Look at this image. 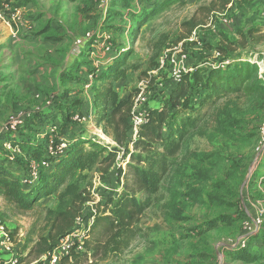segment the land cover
Listing matches in <instances>:
<instances>
[{"label":"rangeland","instance_id":"rangeland-1","mask_svg":"<svg viewBox=\"0 0 264 264\" xmlns=\"http://www.w3.org/2000/svg\"><path fill=\"white\" fill-rule=\"evenodd\" d=\"M13 1L9 2L16 8L15 19L19 8L27 4V15L51 16L59 35V88H42L41 99L35 93V100L11 111L34 114L48 107L60 109L50 129H45L47 140L65 137L74 127L71 113L76 112L84 117L76 123L91 136L116 146L108 136H99V119L108 111V104L84 86L93 81L92 72L100 69L94 65L100 57L98 49L95 56L90 53L95 39H109L112 47L115 42L124 46L128 70L116 80L115 88L122 97L139 95V110L161 106L174 82L172 57L185 59L189 76L198 67L207 70L221 66L226 59L233 62L243 57L255 61L258 70L262 68L264 81V0H179L147 20L146 12L163 0ZM189 21L197 26L190 28L185 24ZM250 28L259 30L249 36ZM70 45L72 53H68ZM205 96L203 89L194 86L191 104L175 118L179 123L195 120V127L186 133L153 204L140 220L141 237L117 256L96 261L88 256L78 264H264V180H259L264 149L258 150L264 135V95L231 94L213 104L204 101L199 105ZM7 118L0 120V128ZM119 149L114 168L104 178L97 169L85 172L86 186L95 201L103 200L110 190H121L128 156L123 158V149ZM55 202L53 194H48L31 209L22 210L0 194V221L9 233V242L0 244V264L34 263L28 249L39 235L47 233L45 211ZM226 215L237 219L225 224L221 219ZM256 217L262 225L253 239L254 232L247 225L254 227L251 223ZM85 220L72 230L73 237L82 233ZM214 220L215 225L208 228ZM230 241H244L246 247L229 249L226 243ZM237 252L256 259H240ZM11 254L17 258L15 263L10 262Z\"/></svg>","mask_w":264,"mask_h":264},{"label":"trees","instance_id":"trees-1","mask_svg":"<svg viewBox=\"0 0 264 264\" xmlns=\"http://www.w3.org/2000/svg\"><path fill=\"white\" fill-rule=\"evenodd\" d=\"M176 1L179 0H163L154 4L144 19L147 20ZM185 24H189L190 28L197 26L193 21ZM256 30L259 29L250 28L246 34L251 36ZM114 44L116 46L104 58L101 69L92 72L93 81L85 84L89 85L90 92L103 97L108 104V111L100 116L99 125L102 133L116 146L104 144L91 136L83 125L71 121L74 127L62 137L67 142L66 148L54 158L47 157L45 146L49 141L46 139L48 134L36 129L35 119L50 129L60 109H53L49 116L43 111L30 114L14 132L0 133L1 196L22 210L31 209L41 197L48 194H53L56 200L55 205L45 211L47 233L39 235L28 249V255L34 257L33 264H48L45 256L47 252L78 226L77 221L81 216L86 217L88 222L90 219L92 221L81 241L82 250L76 251L78 244L74 242L67 254L61 257L60 264H78L88 256L93 261L117 256L141 237L140 220L153 204L163 178L173 165L172 157L183 146L186 133L190 127H195V120L188 118L179 123L175 119L180 110L191 104L190 91L194 86L206 92L199 105L204 101L213 104L231 94L246 97L264 95L262 73H259L253 60L240 57L224 66L207 70L198 67L192 76L184 73L177 83L171 85L161 106L147 110V119L139 126L137 136L132 140L129 117L134 95L121 98L115 88L116 80L125 76L128 66L124 64L125 58L122 55L125 52L124 46L117 42ZM74 114L76 112L71 113V116ZM30 132H36L39 139L36 140ZM5 141H11L20 148L21 153L15 160H9L3 152L2 143ZM129 146L133 150L130 151ZM118 147L123 149V158L128 156L125 163L127 173L120 185L121 190H110L112 192H108L103 200L95 201L86 186L85 172L97 169L104 178L114 168L116 157L121 152ZM27 159L37 162L38 171L35 176L27 170ZM89 202H92L91 206ZM236 219L235 216L226 215L221 221L229 225ZM215 221H211L207 227H213ZM256 233H253V239H257ZM243 247L246 245L238 244L229 249L239 251ZM238 256L248 261L256 259L241 254Z\"/></svg>","mask_w":264,"mask_h":264},{"label":"crops","instance_id":"crops-1","mask_svg":"<svg viewBox=\"0 0 264 264\" xmlns=\"http://www.w3.org/2000/svg\"><path fill=\"white\" fill-rule=\"evenodd\" d=\"M9 1L15 2L0 0V120L8 116L13 109L21 107L20 103L24 105L35 100V93L39 94L41 99L43 94L39 92H42V88H59L58 73L61 72L56 40L59 35L56 34L52 17L40 15L38 12L27 15L25 4L19 8V16L11 19V12L8 14L4 7V4L11 3ZM12 8L16 9L13 6ZM69 49L68 53H72L71 45ZM8 102L15 105H4ZM40 111L46 116L53 113L51 107ZM58 116L59 114L56 118ZM35 125L36 129L47 130L46 126L37 120ZM36 137L34 136L37 140Z\"/></svg>","mask_w":264,"mask_h":264},{"label":"built area","instance_id":"built-area-1","mask_svg":"<svg viewBox=\"0 0 264 264\" xmlns=\"http://www.w3.org/2000/svg\"><path fill=\"white\" fill-rule=\"evenodd\" d=\"M9 5L5 4L4 7L5 9L11 12L10 18L15 19L16 9L12 8V6L11 5L9 6ZM91 48L92 50L90 53L94 56H95L94 51L96 49H98L97 51H99L100 57L96 58L94 65L95 67L101 69L104 58H106V56L109 54V52L112 49V43L110 42L109 39L101 41V42H98V40L95 39V41H92L91 43ZM170 62H171V70H170L171 79L174 81L173 83H177L180 77L182 76V74L187 71L186 65H185V59L183 57H175V58L172 57ZM228 62L229 60L227 59L224 60L221 66H224ZM100 69H97V71ZM261 72H262V68H259V73ZM87 87H89V85L85 84V88ZM138 98H139V95L136 98H134L133 106L131 108L130 117H129L130 125H131V139L132 140L136 138L139 126L146 121L147 116H148L147 109L139 110L138 108L139 99ZM27 116H30V113L21 111V110L10 113L8 115L6 125L0 128V133L7 132V131L14 132L17 129V127L23 123L24 118ZM72 119L75 122H83L82 120L84 119V117L79 114H74L72 116ZM261 134H264V127L261 129ZM103 135L104 134L102 133L99 136L103 137ZM56 140L49 139L47 145L45 146V152H46L47 157L54 158L55 156H58L60 153H62L64 149L66 148L67 142L64 138H59L57 141ZM2 147H3V152L5 153L7 158H9V160H15V158H17V156H19L21 153L20 148L18 146L13 145L11 141L3 142ZM263 149H264V135L260 139V145L258 146V150H263ZM27 170L32 176L36 175L38 171V165L34 159H29V160L27 159ZM259 180L260 181L264 180V171L262 175L260 176ZM82 218H84V216H81L78 218L77 224L81 222ZM91 222H92L91 219L89 222H85V226L83 227L82 233H80V235L77 234L76 236L73 237L72 236L73 234H68L64 238H61L58 241V243L52 248V250L47 252V254L45 255L48 258V264H60L61 257L67 254L71 245L74 242H77L78 244L75 250L76 251L82 250L81 241L84 238L85 231L89 228ZM251 225H253L254 227H251L249 224L247 225V228H251L250 231L251 233H253L261 225V220L258 217H256L255 219H252ZM7 242H9V233L7 232L3 223L0 221V244H4ZM226 244L229 246H236L238 244H240L241 246H245L244 241H241V242L240 241H236V242L230 241ZM10 257H11L10 262L15 263L17 261V258L13 254H11Z\"/></svg>","mask_w":264,"mask_h":264}]
</instances>
